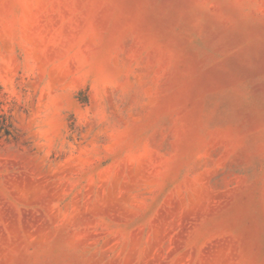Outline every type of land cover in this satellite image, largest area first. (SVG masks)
<instances>
[{
	"label": "rangeland",
	"instance_id": "374dc122",
	"mask_svg": "<svg viewBox=\"0 0 264 264\" xmlns=\"http://www.w3.org/2000/svg\"><path fill=\"white\" fill-rule=\"evenodd\" d=\"M0 264H264V0H0Z\"/></svg>",
	"mask_w": 264,
	"mask_h": 264
},
{
	"label": "trees",
	"instance_id": "16d2710c",
	"mask_svg": "<svg viewBox=\"0 0 264 264\" xmlns=\"http://www.w3.org/2000/svg\"><path fill=\"white\" fill-rule=\"evenodd\" d=\"M1 128H5V130L7 131V127H6V125L2 124V125H1Z\"/></svg>",
	"mask_w": 264,
	"mask_h": 264
}]
</instances>
